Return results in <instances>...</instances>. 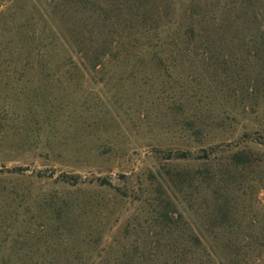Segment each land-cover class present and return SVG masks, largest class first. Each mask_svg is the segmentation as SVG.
<instances>
[{"label":"rangeland","instance_id":"rangeland-1","mask_svg":"<svg viewBox=\"0 0 264 264\" xmlns=\"http://www.w3.org/2000/svg\"><path fill=\"white\" fill-rule=\"evenodd\" d=\"M185 250L264 264V0H0V264Z\"/></svg>","mask_w":264,"mask_h":264},{"label":"trees","instance_id":"trees-1","mask_svg":"<svg viewBox=\"0 0 264 264\" xmlns=\"http://www.w3.org/2000/svg\"><path fill=\"white\" fill-rule=\"evenodd\" d=\"M192 156L190 151H183L181 153L178 154H170L169 158L171 159H187L190 158ZM241 157V156H240ZM75 178V177H74ZM64 181H71L69 178H63ZM73 179V178H72ZM103 183L107 182V180H102ZM192 239H194L199 245L202 244L201 239L198 236H193ZM175 261H177L176 263L179 264H187L190 260H189V256H191V253L188 251H177L175 252Z\"/></svg>","mask_w":264,"mask_h":264}]
</instances>
